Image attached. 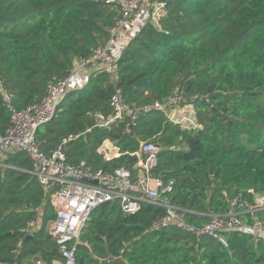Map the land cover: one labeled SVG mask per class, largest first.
<instances>
[{"label":"trees","instance_id":"obj_1","mask_svg":"<svg viewBox=\"0 0 264 264\" xmlns=\"http://www.w3.org/2000/svg\"><path fill=\"white\" fill-rule=\"evenodd\" d=\"M157 2L164 7L156 23L142 7L139 28L134 16L127 19L124 28L136 29L115 72L97 71L70 91L35 141L46 155L63 147L71 165L133 175L140 144L159 143L152 174L173 181L162 198L201 227L210 215L240 210L234 200L246 210L255 195H264V0H149ZM122 18L117 6L101 0H0V134L11 116L3 91L17 111L40 102L51 83L71 74L74 61L104 46ZM116 89L131 108L181 95L179 106L193 107L199 129H181L159 112L99 128L98 120L112 114ZM105 141L116 142L119 157L102 159L97 148ZM6 164L0 168V264H50L59 259L49 233L51 197L43 196L27 155L16 152ZM164 214L148 204L132 215L116 202L100 206L82 231L76 264H264V243L251 236L227 234L224 248L175 227L150 230ZM255 216L264 222V210ZM38 217L41 226L26 240L21 229ZM240 217L253 222L249 214Z\"/></svg>","mask_w":264,"mask_h":264},{"label":"built area","instance_id":"obj_2","mask_svg":"<svg viewBox=\"0 0 264 264\" xmlns=\"http://www.w3.org/2000/svg\"><path fill=\"white\" fill-rule=\"evenodd\" d=\"M106 6H117L123 18L117 22L110 31V39L103 47L96 49L90 59L74 61L71 74L61 80L51 83L47 88L45 97L38 103L17 111L12 108L11 98L3 91L2 95L11 112L10 126L4 134H0V168H9L6 164L9 157L16 152L25 153L32 161L34 177L41 188L43 196L51 197L54 209V219L49 229L54 238L56 252L59 259L50 264H76L75 253L79 244L82 231L91 213L106 203H118L125 214H135L142 204L153 205L165 209V214L157 221L152 222L150 230H160L175 227L191 235L206 236L217 241L227 248V234H239L253 237L257 242L264 243V222L260 221L255 213L264 210V195H255L254 203L244 208L245 202L234 200L231 206L240 210L232 211L226 215H210V219L201 227L190 225L185 220L186 211L170 205L162 198L164 193L173 189V181L164 182L160 176H155L152 171L158 165V156L162 146L157 142H143L137 152L133 165L135 175L127 169L119 168L112 172L94 170L85 162L71 165L66 161L63 147H58L48 155L39 150L36 141V130L48 124L56 115L58 106L73 90H79L78 69H88V76L105 71L113 73L116 62L123 49L112 54V46L121 29L127 24V19L138 16L136 13L141 7L147 12L149 20H154L162 14L164 3L157 2L152 5L149 0H101ZM150 7L152 10L150 11ZM155 14V17H152ZM134 35V33H132ZM183 100L181 95H173L163 102H154L144 106L131 108L119 90H115L110 99L112 114L107 118H100L96 124L99 128H108L110 125L128 117L135 123L141 114L150 112L162 113L173 124L181 129L198 130L195 111L191 105L179 106ZM176 118L173 120L170 115ZM75 137H69L71 140ZM66 141L63 143L65 144ZM116 144L110 141L103 142L97 153L105 161H111L120 156ZM249 214L253 222H244L240 215ZM41 226V218L30 221L21 229L23 235L33 236ZM32 264H46L35 261Z\"/></svg>","mask_w":264,"mask_h":264},{"label":"rangeland","instance_id":"obj_3","mask_svg":"<svg viewBox=\"0 0 264 264\" xmlns=\"http://www.w3.org/2000/svg\"><path fill=\"white\" fill-rule=\"evenodd\" d=\"M152 17H155V14ZM151 22L155 23V19L151 20ZM139 26H140L139 24L136 25L137 28H139ZM129 28L130 27L127 26L126 28H123V29L120 30L119 35L114 40V43H113V46H112V51H111L112 54H115L116 50H118V49L121 50L126 45V43L128 42V40H129V38L131 36V34L128 32ZM130 30H131V28H130ZM85 70L87 71L86 73L88 74L89 70L88 69H85ZM82 72H83L82 68H79L78 69V74L80 75L79 76V82L81 83V86H83L87 82V80H85L86 75L85 74L82 75ZM170 118H172L174 120L176 117L173 114H171ZM22 154H23V156L26 155L25 153H22Z\"/></svg>","mask_w":264,"mask_h":264},{"label":"crops","instance_id":"obj_4","mask_svg":"<svg viewBox=\"0 0 264 264\" xmlns=\"http://www.w3.org/2000/svg\"><path fill=\"white\" fill-rule=\"evenodd\" d=\"M143 17H144V15H141V14H140V16L138 15V16L136 17V19L134 20V22L132 21V22H133V25H134V26H136V25H138V24L140 25L141 19H142ZM135 29H136V28H134L133 30H130V28L128 29V32L131 34V36H130V38H129V40H128V42H127L126 44H128L129 41L132 39V36H133V35H132V31L134 32ZM136 32H137V31H136ZM125 47H126V46H125ZM123 48H124V47H123ZM123 48H122V49H123ZM82 71H83V72H82V75L85 74V75H86L85 80L88 81V77H87V73H86L87 71H86L85 69H82ZM79 76H80V75H79ZM115 147H117V146L115 145ZM117 148H118V147H117ZM98 149H99V147L97 148V150H98ZM25 264H32V262L29 261V262H26Z\"/></svg>","mask_w":264,"mask_h":264},{"label":"water","instance_id":"obj_5","mask_svg":"<svg viewBox=\"0 0 264 264\" xmlns=\"http://www.w3.org/2000/svg\"><path fill=\"white\" fill-rule=\"evenodd\" d=\"M114 144H116V142H114ZM28 239H32V236H27L26 240H28Z\"/></svg>","mask_w":264,"mask_h":264}]
</instances>
